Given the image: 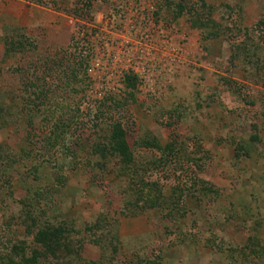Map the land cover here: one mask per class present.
I'll use <instances>...</instances> for the list:
<instances>
[{
  "label": "rangeland",
  "instance_id": "374dc122",
  "mask_svg": "<svg viewBox=\"0 0 264 264\" xmlns=\"http://www.w3.org/2000/svg\"><path fill=\"white\" fill-rule=\"evenodd\" d=\"M132 1L0 0V264H264V0ZM161 28L179 61L144 86L121 62Z\"/></svg>",
  "mask_w": 264,
  "mask_h": 264
},
{
  "label": "built area",
  "instance_id": "2783aa9c",
  "mask_svg": "<svg viewBox=\"0 0 264 264\" xmlns=\"http://www.w3.org/2000/svg\"><path fill=\"white\" fill-rule=\"evenodd\" d=\"M132 2H130L129 5H125L124 7L123 12L125 15L123 16V20L129 23H126V24L124 23L123 25H126L128 27H135V25L138 24L139 26L148 27L149 25L153 24V12L155 8L152 6H148V5L138 4V2L136 4H132ZM110 20L111 19H109V21ZM116 25L118 24L113 19L111 22V27L115 28ZM121 30L124 31V29H121ZM159 30L160 31L157 30V32L159 33L158 37L161 38L160 43L162 41L165 43V45L159 46L158 49L156 48V51H155L156 55L153 57L154 59L152 58L146 59L144 57V59L142 58L140 60L141 62L140 63V62H133L132 60L126 58V60H123L121 62L125 64V66L127 67L126 70L128 69V67L134 70L136 66H139L140 64L142 65L141 66L142 70L140 71L139 75L142 78V82L144 86H153L154 81L158 74L164 75L166 70L169 67L168 66L169 64L174 66L179 61L178 60L179 58L178 46L176 44L175 46L173 45L172 37H169L168 34L162 28ZM124 33H130V31H124ZM147 44H148V41H147ZM168 44H170L169 49H168ZM126 48L127 46H125L124 49ZM124 54L127 55L128 51H125ZM94 55H95V52H93L92 54V60L94 58ZM106 58H107L106 61L107 60L108 61L105 62V64L108 65L109 63L108 67H112L115 63V58H116L115 55L106 53ZM101 64L102 62H100L99 58L97 59L94 58V65L92 69H89L90 72H93V71L95 72L97 69H100Z\"/></svg>",
  "mask_w": 264,
  "mask_h": 264
},
{
  "label": "trees",
  "instance_id": "16d2710c",
  "mask_svg": "<svg viewBox=\"0 0 264 264\" xmlns=\"http://www.w3.org/2000/svg\"><path fill=\"white\" fill-rule=\"evenodd\" d=\"M260 24L264 25V19L260 20ZM7 44L9 45L10 43L7 42ZM7 51L8 53H10V48L7 46ZM81 61H80V65H83L85 62V58L83 59V57H80ZM79 62V61H78ZM130 116H128L127 118H129ZM128 122V121H127ZM117 123V122H116ZM120 122H118V124H115V122L113 123V127H115L117 130L112 136L111 139L112 141H116V150L118 153L121 154L122 158L123 157H131V153H130V148L128 145V141L126 140V131L125 129H121V125H119ZM143 146L149 148V147H155L157 148L159 146L158 143L156 142H152V141H142ZM64 229L60 228V227H52L49 228L45 231H43V233H40L38 235V239L39 241L45 245V251L46 253L51 254L55 259L59 257L58 252H60L59 250H62V246L65 245L66 243V238L64 237ZM247 245V244H246ZM252 245H256V247H260L259 245V240L256 238V236H252L248 246L251 247L250 250H253L252 252H255V254L259 255V249H255L252 247ZM248 249V247H246ZM260 249H263L262 246ZM27 261V259H26Z\"/></svg>",
  "mask_w": 264,
  "mask_h": 264
}]
</instances>
